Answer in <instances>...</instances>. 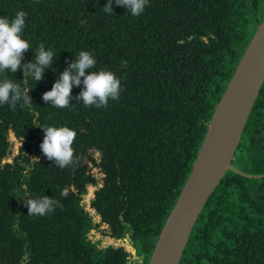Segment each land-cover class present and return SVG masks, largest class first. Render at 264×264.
I'll use <instances>...</instances> for the list:
<instances>
[{"label": "trees", "instance_id": "1", "mask_svg": "<svg viewBox=\"0 0 264 264\" xmlns=\"http://www.w3.org/2000/svg\"><path fill=\"white\" fill-rule=\"evenodd\" d=\"M0 0V16L27 12L25 35L34 58L40 43L58 52L63 71L82 49L97 56V68L121 80L118 100L106 107L58 109L42 94L58 78L49 68L35 82L22 70L4 73L29 87L31 107L0 105V264H129L123 246L101 248L90 237L95 223L83 205L104 174L91 202L109 235H129L148 264L165 222L189 177L215 107L249 41L264 18V0H149L131 16L113 0ZM90 71V70H86ZM77 131L74 162L59 168L42 152V126ZM9 131L21 140L5 161ZM100 153L99 162L92 152ZM38 158V159H37ZM233 164L206 203L180 264H264V85ZM50 195L60 206L28 215L26 199Z\"/></svg>", "mask_w": 264, "mask_h": 264}, {"label": "clouds", "instance_id": "2", "mask_svg": "<svg viewBox=\"0 0 264 264\" xmlns=\"http://www.w3.org/2000/svg\"><path fill=\"white\" fill-rule=\"evenodd\" d=\"M115 3L124 7L131 16H140L148 6L149 0H115ZM103 6L106 14L115 13L113 0H107ZM27 15L25 10L20 9L11 17L0 16V75L15 73L19 69L22 70L24 77L38 82L43 79L47 69L59 71L54 67L58 52L55 48L40 43L35 49L34 58L24 61L25 51L32 48L29 38L25 35ZM96 66V54L92 50H80L74 54V59L67 63L64 70L59 71L58 78L52 87L42 94V98L55 108H69L74 105L70 102L73 99V87L82 86L75 99L84 106L106 107L109 100H118L122 91L119 76L111 69ZM29 89L17 81L0 79V105L8 104L13 110L17 105L31 107L33 102L28 94ZM42 127L44 129V137L40 144L42 152L59 168L72 164L73 143L77 131L68 125ZM26 204L28 215L44 216L60 206V201L50 195H44L27 198Z\"/></svg>", "mask_w": 264, "mask_h": 264}, {"label": "water", "instance_id": "3", "mask_svg": "<svg viewBox=\"0 0 264 264\" xmlns=\"http://www.w3.org/2000/svg\"><path fill=\"white\" fill-rule=\"evenodd\" d=\"M264 85V18L247 45L215 107L204 140L148 264H180L194 227L233 164L248 120ZM9 154V153H8Z\"/></svg>", "mask_w": 264, "mask_h": 264}, {"label": "rangeland", "instance_id": "4", "mask_svg": "<svg viewBox=\"0 0 264 264\" xmlns=\"http://www.w3.org/2000/svg\"><path fill=\"white\" fill-rule=\"evenodd\" d=\"M8 139L11 143V147L9 150V154L4 159V162L13 161L14 156L19 153L20 146L22 145L21 140L14 134L13 131H9ZM92 154H93V157H95L96 160L99 162L100 153L98 151H93ZM90 165L92 167V172L94 173L97 179V182L96 184H91L88 186L87 192L84 194V199H83V205L85 209L89 211V213L92 215L94 223H95V227L89 233V237L94 242H96L97 245L101 248H105L108 246H124L127 250L134 249L133 255L129 261V264H136L137 262H141V259L137 255L135 248H133L132 246V241L131 239H129V235L127 234L124 238H121V239L111 237L109 235L108 225L106 223H102L101 216L97 214L94 208H92L91 202L95 196L96 189L103 184L104 174L101 172L100 168L94 164V162H90Z\"/></svg>", "mask_w": 264, "mask_h": 264}, {"label": "built area", "instance_id": "5", "mask_svg": "<svg viewBox=\"0 0 264 264\" xmlns=\"http://www.w3.org/2000/svg\"><path fill=\"white\" fill-rule=\"evenodd\" d=\"M130 239V238H129ZM132 246H133V243H132ZM124 247V246H123ZM125 248V247H124ZM133 248H135L134 246H133ZM126 249V248H125ZM127 250V249H126ZM134 250V249H133ZM133 250H127L129 253H130V259H131V257H132V255H133ZM135 251H136V249H135Z\"/></svg>", "mask_w": 264, "mask_h": 264}, {"label": "bare ground", "instance_id": "6", "mask_svg": "<svg viewBox=\"0 0 264 264\" xmlns=\"http://www.w3.org/2000/svg\"><path fill=\"white\" fill-rule=\"evenodd\" d=\"M132 248V247H131Z\"/></svg>", "mask_w": 264, "mask_h": 264}]
</instances>
